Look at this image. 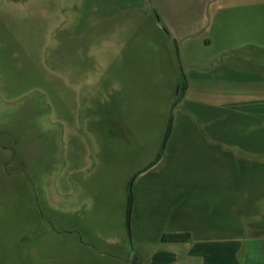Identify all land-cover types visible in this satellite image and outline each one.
Instances as JSON below:
<instances>
[{"label":"rangeland","instance_id":"obj_1","mask_svg":"<svg viewBox=\"0 0 264 264\" xmlns=\"http://www.w3.org/2000/svg\"><path fill=\"white\" fill-rule=\"evenodd\" d=\"M256 1L0 0V264H150L264 217L204 133L264 131Z\"/></svg>","mask_w":264,"mask_h":264},{"label":"crops","instance_id":"obj_2","mask_svg":"<svg viewBox=\"0 0 264 264\" xmlns=\"http://www.w3.org/2000/svg\"><path fill=\"white\" fill-rule=\"evenodd\" d=\"M251 6L258 11H263L264 2L260 0L256 1L254 5L251 3L246 5L248 8ZM259 16L262 17L259 19ZM248 18L245 19L247 24L256 25L259 28L264 26L262 12H259L255 22L251 20V15ZM259 34L261 38V29ZM230 109L229 113L226 112V116L232 115L233 108ZM204 133H207L208 138L214 140H235V142L227 144L235 151L233 160L247 162L251 169L254 168L260 172V176L253 177L251 175L247 178L249 186L252 188L264 186V131L214 130ZM245 199V202L264 204V196L262 195L256 197L250 195ZM215 201L219 203L221 199L218 198ZM261 210H263L262 215H264V206L261 207ZM262 218L264 217H259V214L254 215L252 219L254 223H250L238 235L231 237L221 235L216 237L218 232L213 228L200 232L199 235H204V237L200 236L193 242V234L190 231H183L190 232L192 239L187 242L169 243L174 247L157 252L150 264H264V225L261 223Z\"/></svg>","mask_w":264,"mask_h":264},{"label":"trees","instance_id":"obj_3","mask_svg":"<svg viewBox=\"0 0 264 264\" xmlns=\"http://www.w3.org/2000/svg\"><path fill=\"white\" fill-rule=\"evenodd\" d=\"M192 239L190 232H171L165 233L162 236V242L164 243H180L187 242Z\"/></svg>","mask_w":264,"mask_h":264},{"label":"water","instance_id":"obj_4","mask_svg":"<svg viewBox=\"0 0 264 264\" xmlns=\"http://www.w3.org/2000/svg\"><path fill=\"white\" fill-rule=\"evenodd\" d=\"M130 214V213H129Z\"/></svg>","mask_w":264,"mask_h":264}]
</instances>
